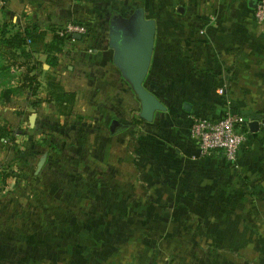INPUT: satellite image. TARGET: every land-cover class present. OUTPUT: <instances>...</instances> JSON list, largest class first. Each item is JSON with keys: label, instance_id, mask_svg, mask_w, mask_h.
Segmentation results:
<instances>
[{"label": "crops", "instance_id": "crops-1", "mask_svg": "<svg viewBox=\"0 0 264 264\" xmlns=\"http://www.w3.org/2000/svg\"><path fill=\"white\" fill-rule=\"evenodd\" d=\"M259 1L5 0L0 19L37 26L47 32L46 43L69 23L90 28L88 36L64 39L61 52L51 55L56 65L36 54V94L26 91L0 110L13 135L10 144L0 143V226L31 218L32 240L18 246L34 250V264H56L57 231L83 234L78 242L66 240L65 249L96 245L81 264H121L131 249L139 264H249L248 250L261 259ZM140 8L157 22L145 86L167 108L152 122L140 118L141 102L109 45L112 23L125 24ZM52 80L75 96L71 113L49 102ZM227 109L248 121L238 129L246 141L237 167L220 152L201 155L190 134L194 118L218 120ZM254 121L260 123L255 133Z\"/></svg>", "mask_w": 264, "mask_h": 264}, {"label": "water", "instance_id": "water-1", "mask_svg": "<svg viewBox=\"0 0 264 264\" xmlns=\"http://www.w3.org/2000/svg\"><path fill=\"white\" fill-rule=\"evenodd\" d=\"M156 33V20L148 18L145 10L140 8L125 24H120L118 20H115L111 25L109 38V45L115 51L114 62L139 98L140 118L146 122H152L156 112L167 110L159 98L145 86L152 64ZM76 38L80 39L81 36H76ZM35 120L36 115H32L30 121L33 123ZM259 126V122H251L250 131L253 133L259 131ZM46 160L47 154H44L38 163L37 174L42 170Z\"/></svg>", "mask_w": 264, "mask_h": 264}, {"label": "rangeland", "instance_id": "rangeland-1", "mask_svg": "<svg viewBox=\"0 0 264 264\" xmlns=\"http://www.w3.org/2000/svg\"><path fill=\"white\" fill-rule=\"evenodd\" d=\"M4 24L8 25V30H11V34L17 32L18 30H21V26L18 23L13 22H6L3 19H0V29L3 27ZM12 26V27H11ZM16 53L15 57H13L11 54ZM1 61H3L4 65H13V70L16 71L17 67L19 68V71L22 73L15 74V77L13 79H10L3 76L0 79V110H2V104L4 102L3 100V91L6 90L5 88H8L9 85L14 86L15 88L20 87V85L23 84L25 80V69L28 65V61L24 59L23 52H10L5 51V58H3ZM24 71V72H23ZM77 207H82V204H77ZM32 220L30 217L25 218H18L13 222V225L5 224L0 226V229L3 233H0V264H34V250L30 248H22L20 245L18 246V242H26L27 240H32ZM23 227V229H22ZM48 233H44V235H47ZM43 235V234H42ZM56 239L57 241V261L56 264H81L82 255H85L86 252H91L96 254V245L92 244V248L89 249H83V248H76V249H65V241L71 238L73 242H78L82 239L83 234L81 233H71V232H63V231H57L56 232ZM99 235V237H102V240L104 241H111V237L106 235ZM124 235L120 234L118 239L124 240ZM96 239V238H94ZM125 241V240H124ZM6 243V247L4 244ZM88 246V245H87ZM92 249V250H91ZM122 250V251H126ZM100 251V250H99ZM109 251V250H105ZM133 249H131L129 252L122 253L121 258V264H129L132 263V261H137L138 259L132 257L130 258L131 254H134ZM260 254H262L261 259L256 258L254 254V250H248V256L252 259V262L249 264H264V250H259ZM262 252V253H261ZM70 253H73V263L70 262ZM76 258V259H75ZM136 264H139L136 262Z\"/></svg>", "mask_w": 264, "mask_h": 264}, {"label": "trees", "instance_id": "trees-1", "mask_svg": "<svg viewBox=\"0 0 264 264\" xmlns=\"http://www.w3.org/2000/svg\"><path fill=\"white\" fill-rule=\"evenodd\" d=\"M8 25L9 24H4L0 29V79L5 76L10 80L15 77V74L22 73L19 71V68H22L23 66L17 67L15 71L12 68L13 65L3 64V61L1 60L5 58V51H8V53L13 51L23 52V57L28 61V65L25 69L26 77L23 84L18 88L9 85L8 88H5L6 90L3 91V104L5 105L10 104L13 98L24 95L26 91H29L32 95L36 94L40 84L37 75L33 74L35 68L31 66L35 55L43 52L49 55L47 59L48 64L50 66L56 65V58L51 55L55 52H61L60 46L64 41V38H60L57 35L50 43H46L47 32L39 29L37 26L24 27L11 34V30H8ZM15 54L16 53H12L11 55L15 57ZM74 101L75 96L66 93L59 83L54 80L49 82V102L54 103L61 113H71ZM12 136L8 124L0 121V143L10 139Z\"/></svg>", "mask_w": 264, "mask_h": 264}, {"label": "built area", "instance_id": "built-area-1", "mask_svg": "<svg viewBox=\"0 0 264 264\" xmlns=\"http://www.w3.org/2000/svg\"><path fill=\"white\" fill-rule=\"evenodd\" d=\"M6 5L5 0H0V12ZM258 22L264 21V0H260L255 11ZM60 38L75 39L76 36H88L90 28L84 24L69 23L59 28L56 32ZM224 94V90L220 91ZM248 121L232 109H227L218 120L206 117L194 118L190 128V134L197 141L201 155L207 156L213 152H220L227 162L238 166L239 151L246 141V136L238 129ZM11 139L2 144H10Z\"/></svg>", "mask_w": 264, "mask_h": 264}]
</instances>
